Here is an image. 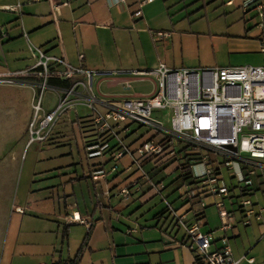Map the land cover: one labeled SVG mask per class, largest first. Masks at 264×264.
<instances>
[{
  "label": "crops",
  "instance_id": "obj_1",
  "mask_svg": "<svg viewBox=\"0 0 264 264\" xmlns=\"http://www.w3.org/2000/svg\"><path fill=\"white\" fill-rule=\"evenodd\" d=\"M158 1L166 6L171 19L167 0H125L114 6L106 0H0V74L32 67L35 60L30 47H35L73 67L94 71L93 89L99 100L119 101L149 94L154 79L132 72L149 71L159 63L173 68L177 64L175 49L183 47L186 33L145 28L155 10H159ZM222 5L232 11L240 10L241 13L235 11L231 15L243 16V27L225 34L216 31V40L226 42L227 54L221 60H213L210 67L260 66L258 41L262 31L256 27L253 13L244 15L238 0H225ZM138 10L141 14L136 17ZM159 30L170 32V40L164 46L153 39V32ZM256 53L260 65H235L255 61ZM183 65L184 62L179 68H197ZM14 78L12 84H0V264H195L184 228L167 204L185 215L186 225L198 219L202 232L210 233L215 240L226 237L238 264H264V211L256 216L264 207V163L252 165L255 174L248 198L254 214L248 223L233 194L223 199L206 197L202 210L196 200L184 204L179 188L191 180L181 171V144L175 155L143 162L144 170L154 181L164 182L162 196L143 183L138 196L121 198L116 194L118 189L139 178L140 173L130 168L129 156L113 160L115 139L98 136L84 105L61 114L46 141L26 146L34 99L41 97L44 110L50 111L60 97L59 88L69 86L70 81L56 84L52 82L56 79H48L51 88L41 92L39 85L44 78ZM78 108L88 114L81 115ZM98 109L106 111L101 105ZM61 123L79 129L86 156L88 147L93 145L107 142L108 149L99 156H87L82 172L77 167L67 172L60 170L59 163L46 161L54 157L45 147L58 143L57 127ZM122 124L123 129L119 127L118 131L128 137L144 127ZM132 125L138 128L131 129ZM140 137L128 143L120 139L130 151L145 142L161 140L156 130L150 138L137 143ZM41 154L47 157L40 158ZM96 157L101 159L91 161ZM113 165H117L115 172L98 179L91 177L93 170H110ZM215 169L228 187H235V178L228 170L229 181L221 172L223 166ZM219 200L233 216L226 231L220 229L215 205ZM72 212H77L83 223L68 224L65 218ZM129 229L132 232L128 233Z\"/></svg>",
  "mask_w": 264,
  "mask_h": 264
},
{
  "label": "built area",
  "instance_id": "obj_2",
  "mask_svg": "<svg viewBox=\"0 0 264 264\" xmlns=\"http://www.w3.org/2000/svg\"><path fill=\"white\" fill-rule=\"evenodd\" d=\"M106 1L109 6H114L125 0ZM238 1L242 13H253L256 27L262 31L258 41V50L262 55L260 66L173 69L159 63L149 71L132 72L133 75L154 79L151 93L125 97L119 101L99 100L96 97L93 89L94 71L73 67L61 58L30 47L34 65L25 71L0 74V84H12L15 82L14 77L19 75L44 78L39 85L41 92L51 88L47 84L48 79L70 81V84L59 88L60 97L50 111L44 110L41 97L34 99L32 117L26 128V146L46 141L61 114L74 110L77 105H84L90 111L91 125L97 134L115 139L113 160L129 156L130 168L140 173L139 178L118 189V196L124 199L138 196L143 183L156 195L162 196L164 182L154 181L144 170L143 162L175 155L176 147L181 144L179 153L182 165L186 167L183 173L191 180L179 188V196L184 204L196 200L202 210L206 197L223 199L233 194L239 200L245 223H248L254 214L252 202L248 198L255 174L252 165L264 163V2ZM55 11L58 13L57 8ZM140 14L138 10L134 16ZM153 39L156 44L164 46L170 40V32L154 31ZM100 105L105 107V112L98 109ZM156 113L160 116H155ZM164 120L168 126H165ZM126 122L156 130L161 140L145 142L130 151L114 129V126ZM106 149L107 142L90 146L87 156H99ZM222 166L235 178V187H228L215 169ZM116 170L117 165H113L110 170L97 168L91 172V177L98 179ZM215 205L220 229L226 231L231 227L232 213L221 200ZM167 208L183 226L195 264H238L231 255L226 237L215 240L210 233L200 230L198 219L186 225L185 215H180L169 204ZM262 211L264 207L260 208L256 216ZM65 220L68 224L83 223L77 212H72Z\"/></svg>",
  "mask_w": 264,
  "mask_h": 264
},
{
  "label": "rangeland",
  "instance_id": "obj_3",
  "mask_svg": "<svg viewBox=\"0 0 264 264\" xmlns=\"http://www.w3.org/2000/svg\"><path fill=\"white\" fill-rule=\"evenodd\" d=\"M224 1L225 0H167V6L170 8L168 14L171 15V19L167 17V10H165L166 6H163V2H157L159 10H155L153 19L148 21L145 28L147 30L164 28L171 33L174 32L173 30H185L186 32L184 33L183 47L178 46L175 49L177 64L174 65L173 68H179L182 66L183 62L185 63L183 66L191 64L197 68L210 67L212 66L213 60H221L226 56V42L225 40L217 41L215 33L216 31L226 33L228 30H230V32L240 31L243 27V16L237 18L236 15H231L235 11L241 12L238 9L232 11L224 8L222 5ZM236 4L237 3H235V6ZM209 30H212L214 33H210ZM254 56H257L255 61L249 63L238 62L235 63V65H260V56L257 53ZM78 112L81 115L88 114V111L83 108H78ZM155 116L158 117L160 114L156 113ZM164 124L165 126L169 125L166 121ZM119 127L123 129L124 124L121 123L118 127L114 126V129L126 143L137 136H141L137 143L141 142L142 140L150 138L155 133L153 129L147 127L138 128L136 125H132L131 129H138L132 136L128 137L122 133V131H118ZM57 137L58 143L56 145L45 147L47 151L51 152L50 156L54 157L53 160L46 161L48 163H59L60 170L62 171L67 172L73 167H77L78 171L82 172V168H85L87 164V156L84 151L83 139L79 129L77 127L72 129L69 124L65 126L61 123L57 127ZM46 157L47 154L40 155V158ZM100 159V157H96L92 158L91 161L95 162ZM218 159L222 160L221 157H218ZM107 168H109V166ZM221 172L224 178L229 181L227 169L223 167ZM156 202L158 204L160 203L158 198H156Z\"/></svg>",
  "mask_w": 264,
  "mask_h": 264
},
{
  "label": "trees",
  "instance_id": "obj_4",
  "mask_svg": "<svg viewBox=\"0 0 264 264\" xmlns=\"http://www.w3.org/2000/svg\"><path fill=\"white\" fill-rule=\"evenodd\" d=\"M52 82H54V83H56V84H61L62 83V81H59V80H55V81H52ZM98 136H100V137H103V135H98ZM106 138H110V139H112V137L111 136H108V137H106ZM109 139V140H110ZM186 170V167L184 166V165H181V171L182 172H184Z\"/></svg>",
  "mask_w": 264,
  "mask_h": 264
}]
</instances>
